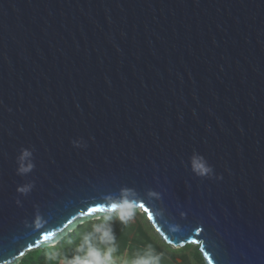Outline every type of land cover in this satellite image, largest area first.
Listing matches in <instances>:
<instances>
[{
	"label": "water",
	"instance_id": "obj_1",
	"mask_svg": "<svg viewBox=\"0 0 264 264\" xmlns=\"http://www.w3.org/2000/svg\"><path fill=\"white\" fill-rule=\"evenodd\" d=\"M130 208L264 264V0H0V264Z\"/></svg>",
	"mask_w": 264,
	"mask_h": 264
},
{
	"label": "trees",
	"instance_id": "obj_2",
	"mask_svg": "<svg viewBox=\"0 0 264 264\" xmlns=\"http://www.w3.org/2000/svg\"><path fill=\"white\" fill-rule=\"evenodd\" d=\"M96 226L110 232L103 235L95 231ZM101 248L121 264H205L198 247L187 244L175 249L167 244L136 208L119 209L81 224L55 246L26 253L18 264H74L77 258L83 264Z\"/></svg>",
	"mask_w": 264,
	"mask_h": 264
},
{
	"label": "clouds",
	"instance_id": "obj_3",
	"mask_svg": "<svg viewBox=\"0 0 264 264\" xmlns=\"http://www.w3.org/2000/svg\"><path fill=\"white\" fill-rule=\"evenodd\" d=\"M74 147H81V143L79 141L73 142ZM191 171L192 173L200 178H211L213 175V169L208 164L207 160L201 156L198 153H193L191 156ZM17 174L21 176H25L29 173H31L35 167V164L33 163V152L30 149L22 148L20 150V154L17 157ZM34 187L33 183H27L22 186H18L16 191L21 195H28L32 188ZM150 195H156L155 193H150ZM17 205L20 204V201H16ZM96 232H102L103 235H107L110 232V229L108 231H103L100 226L95 227ZM85 243H88V238H86ZM74 264H79V260L77 258V261L74 262ZM83 264H91V261H84Z\"/></svg>",
	"mask_w": 264,
	"mask_h": 264
},
{
	"label": "rangeland",
	"instance_id": "obj_4",
	"mask_svg": "<svg viewBox=\"0 0 264 264\" xmlns=\"http://www.w3.org/2000/svg\"><path fill=\"white\" fill-rule=\"evenodd\" d=\"M137 211L139 214H144V211L141 209V208H137ZM93 219H99L98 217L97 218H93ZM102 249V250H101ZM99 249L96 254L94 255V258L93 260L91 261V264H121L120 261L112 256V255H109L106 250H104L105 248H101ZM63 264H66V263H63Z\"/></svg>",
	"mask_w": 264,
	"mask_h": 264
},
{
	"label": "snow or ice",
	"instance_id": "obj_5",
	"mask_svg": "<svg viewBox=\"0 0 264 264\" xmlns=\"http://www.w3.org/2000/svg\"><path fill=\"white\" fill-rule=\"evenodd\" d=\"M46 239H50V237H46Z\"/></svg>",
	"mask_w": 264,
	"mask_h": 264
}]
</instances>
